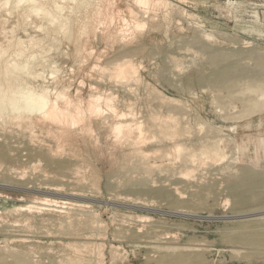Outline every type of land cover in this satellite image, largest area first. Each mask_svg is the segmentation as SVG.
I'll use <instances>...</instances> for the list:
<instances>
[{"label": "rangeland", "instance_id": "1", "mask_svg": "<svg viewBox=\"0 0 264 264\" xmlns=\"http://www.w3.org/2000/svg\"><path fill=\"white\" fill-rule=\"evenodd\" d=\"M80 1L64 0L60 13L53 7L45 17L25 1L0 0V91L46 87L82 101L101 94L106 113L86 114L63 131L33 118L27 130L28 119L0 114V264H264V0H162L155 9L109 0L113 12L133 20L132 10L144 23L124 35L117 17L95 16L105 0ZM129 58L137 77L114 81L110 67ZM107 97L124 119H108ZM30 99L24 91L1 104ZM123 121L136 130L120 136L111 129ZM208 147L219 157L207 155Z\"/></svg>", "mask_w": 264, "mask_h": 264}, {"label": "bare ground", "instance_id": "2", "mask_svg": "<svg viewBox=\"0 0 264 264\" xmlns=\"http://www.w3.org/2000/svg\"><path fill=\"white\" fill-rule=\"evenodd\" d=\"M19 2H21V1H25L26 2V8L25 9H27L28 11H30V12H42V14L45 16V17H48V16H53L52 14H53V11H51V10H54V8L56 9V11L58 12V13H60V10L62 9V5H60L61 3L60 2H62V1H64V0H47L46 2H41L40 0H18ZM43 1V0H42ZM66 1V0H65ZM128 1V0H127ZM184 1V0H183ZM8 2V1H7ZM96 2V1H95ZM101 2H103V1H101ZM119 1H117V3H118ZM161 2H163L162 0H135V3H137L138 5V7H144V8H148V6H150L151 8H152V6H153V8H154V6L155 5H157V4H160ZM178 2H180L179 0H178ZM186 2V1H185ZM22 3V2H21ZM60 3V4H59ZM90 3V0H81L80 2H79V4L82 6V5H87V4H89ZM134 3V4H135ZM164 3V2H163ZM184 3V2H183ZM100 4V3H99ZM126 4V3H125ZM133 4V5H134ZM168 4V3H167ZM192 4V3H191ZM195 4V3H194ZM101 5V4H100ZM165 5V4H164ZM171 5V4H170ZM74 6V5H73ZM110 6H112L111 5V2L109 1V0H105V2H104V5L103 6H97L96 7V9H95V14H93V13H91V14H93V15H95V16H99V18H101L102 17V19H104V21H108V23H111V22H113V20H114V18H116V19H118L117 20V23L119 24V35H124V30H128V29H132V27L133 28H139V27H142L143 26V22H140V21H138L136 18H135V14L133 13V11L132 10H130V14L132 15V18H133V20H128V19H126L125 17H123L124 16V14H123V16L122 15H120V13H119V9L116 11V12H113L112 10H111V8H110ZM161 7H162V4L160 5ZM167 6V5H166ZM172 6V5H171ZM54 7V8H53ZM69 7H71V6H69ZM157 7V6H156ZM65 8V7H64ZM63 8V9H64ZM113 8V7H112ZM150 8V9H151ZM157 8H159L160 9V7H157ZM164 8V7H163ZM167 8V7H166ZM173 8V7H172ZM171 7H170V9H172ZM127 9V8H126ZM155 9V8H154ZM169 9V8H168ZM164 10V9H163ZM55 11V10H54ZM126 11V10H125ZM139 11V10H138ZM141 11V10H140ZM166 11V10H165ZM168 11V10H167ZM184 11V10H183ZM144 12V11H143ZM154 12V11H153ZM159 12V11H158ZM157 12V13H158ZM162 12V11H161ZM171 12V11H170ZM63 13V12H62ZM61 13V14H62ZM144 13H146V11L144 12ZM148 13V12H147ZM150 13V12H149ZM166 13H169V11L168 12H166ZM165 13V15H169V14H166ZM122 14V13H121ZM153 14V13H152ZM182 14V13H181ZM32 15V14H31ZM35 15H37L38 16V14H33V16H35ZM67 15V14H66ZM65 15V16H66ZM136 15H137V13H136ZM140 15V14H139ZM138 15V16H139ZM144 15V14H143ZM153 15H155V14H153ZM152 15V16H153ZM165 15H163V16H165ZM64 16V17H65ZM69 16V15H68ZM94 16V17H95ZM140 16H142V15H140ZM151 16V17H152ZM157 16V15H156ZM60 16L58 15L57 16V18H59ZM137 17V16H136ZM151 17H150V20L149 21H151ZM158 17V16H157ZM166 17H168V16H166ZM170 17H171V15H170ZM188 17V16H187ZM38 18H40V17H38ZM90 18H92L91 16H90ZM154 18V17H153ZM162 18V17H161ZM189 18H190V16H189ZM13 19V18H12ZM28 19V18H27ZM35 19H37V18H35ZM52 19H53V17H52ZM94 19V18H93ZM146 19V18H145ZM156 19V18H155ZM162 19H165V18H162ZM170 19V18H169ZM51 20V19H50ZM60 20V19H59ZM62 20V19H61ZM64 20H65V18H64ZM140 20V19H139ZM153 20V19H152ZM167 20V19H166ZM29 21V20H28ZM35 21V20H34ZM88 21H90V20H88ZM98 21V20H97ZM103 21V22H104ZM146 21V20H145ZM148 21V22H149ZM155 21V20H154ZM165 21V20H164ZM11 22V21H10ZM9 22V23H10ZM14 23H15V21H13ZM13 22H12V25L13 26H15L14 24H13ZM36 22V21H35ZM52 22H53V20H52ZM56 22V21H55ZM54 22V23H55ZM62 22V21H61ZM102 22V21H101ZM102 22V23H103ZM115 22H116V20H115ZM153 22V21H152ZM31 23V22H30ZM33 23V22H32ZM65 23V22H64ZM82 23V22H81ZM98 23H99V21H98ZM169 23V22H168ZM78 24V23H77ZM87 24V23H86ZM91 24H93V23H91ZM100 24V23H99ZM115 24V23H114ZM149 24V23H148ZM147 24V25H148ZM10 25H11V23H10ZM26 25H27V23H26ZM48 25H49V23H48ZM95 25V24H94ZM40 26V25H39ZM84 27H85V25H83ZM83 26L81 27V30L83 29ZM87 26H89V25H87ZM146 26V25H145ZM168 26V25H167ZM12 27V26H11ZM50 27H51V25H50ZM65 27V26H64ZM67 27V26H66ZM96 27H97V25H96ZM98 27H100V25L98 26ZM106 27V26H105ZM9 28V27H8ZM34 28V27H33ZM32 28V29H33ZM86 28V27H85ZM84 28V29H85ZM108 28V27H107ZM117 28V27H116ZM12 29V28H11ZM83 29V30H84ZM99 29V28H98ZM115 29V28H114ZM140 29V28H139ZM22 30H23V28H22ZM29 30V29H28ZM38 30H39V28H38ZM37 30V31H38ZM61 30H64V29H60L59 31L61 32ZM68 30V29H67ZM95 30H96V28H95ZM94 30V32H96ZM100 30V29H99ZM109 30V29H108ZM117 29H116V31H118ZM138 30V29H137ZM14 31H15V29H14ZM36 31V30H35ZM41 31V30H40ZM66 31V30H65ZM64 31V32H65ZM98 31V30H97ZM110 31V30H109ZM116 31H115V33H116ZM133 31V30H132ZM144 31V30H143ZM147 31V30H146ZM145 31V32H146ZM151 31V30H150ZM21 32V31H20ZM57 32V31H56ZM84 32V31H83ZM99 32H101V31H99ZM105 32V31H104ZM129 32H130V30H129ZM138 33H139V30L137 31ZM163 32V31H162ZM39 33V32H38ZM82 33V32H81ZM131 33V32H130ZM135 33V32H134ZM143 33V32H142ZM35 34H37V32L35 33ZM60 34V36H61V33H59ZM97 34V33H96ZM140 34V33H139ZM30 35H32V34H30ZM63 35H64V33H63ZM81 35V34H80ZM83 35V34H82ZM81 35V36H82ZM105 35V34H104ZM128 35V34H127ZM127 35H125V36H127ZM132 35V34H131ZM130 35V36H131ZM22 36V35H21ZM39 36V35H38ZM80 36V37H81ZM94 36V35H93ZM116 36V35H115ZM133 36V35H132ZM30 37V36H29ZM33 37V36H32ZM40 37V36H39ZM61 37H63V36H61ZM79 37V38H80ZM113 37V36H112ZM129 37V36H128ZM28 38V37H27ZM31 38V37H30ZM44 38V37H43ZM59 38V37H58ZM78 38V39H79ZM94 38H96V37H94ZM93 38V39H94ZM99 38H100V36H99ZM98 38V39H99ZM116 38V37H115ZM118 38H120V36L118 37ZM124 38V37H123ZM126 38V37H125ZM130 38H132V37H130ZM35 39V38H34ZM53 39V38H52ZM77 39V40H78ZM122 39V38H121ZM128 39V38H127ZM44 40H45V38H44ZM62 40V39H61ZM132 40V39H131ZM53 41V40H52ZM120 41V40H119ZM127 41H130V40H127ZM134 41V40H133ZM207 41H209V40H207ZM55 42V41H54ZM94 42H95V40H94ZM126 42V41H125ZM57 43V42H56ZM121 43V42H120ZM243 43V42H242ZM191 44V43H190ZM247 44V43H246ZM51 45L53 46V44L51 43ZM26 46V45H25ZM122 46H123V44H122ZM248 46V45H247ZM247 46H245V47H247ZM24 47V46H23ZM49 47V46H48ZM47 47V48H48ZM51 47V46H50ZM50 47H49V49H50ZM244 47V48H245ZM142 50V49H141ZM186 50V49H185ZM51 51V50H50ZM187 51H191V50H187ZM39 52V51H38ZM48 52H49V50H48ZM47 52V53H48ZM34 53V52H33ZM45 53H46V51H45ZM45 53H44V56H46L45 55ZM51 53V52H50ZM49 53V54H50ZM186 53V52H185ZM192 53H194V52H192ZM76 54V53H75ZM186 54H189L188 52L186 53ZM191 54V53H190ZM203 54V53H202ZM201 54V55H202ZM35 55V54H34ZM42 55V54H41ZM78 55H80V53L78 54ZM192 55V54H191ZM227 55V54H226ZM30 56L31 55H29V58H30ZM128 56V55H127ZM193 56V55H192ZM213 56V55H212ZM211 56V57H212ZM245 56V55H244ZM130 57V56H129ZM29 58H27V61H28V59ZM74 58V57H73ZM79 58V57H78ZM50 59V58H49ZM77 59V58H76ZM75 59V60H76ZM132 59V58H131ZM250 59V58H249ZM31 60V59H30ZM56 60V59H55ZM63 60V59H62ZM73 60V63L75 62L74 61V59H72ZM79 60V59H78ZM133 60V59H132ZM80 61V60H79ZM68 62V61H67ZM28 63V62H27ZM43 63V62H42ZM72 63V64H73ZM78 63V62H77ZM173 63V62H172ZM220 63H223V62H220ZM44 64V63H43ZM75 64V63H74ZM138 64V63H137ZM174 64V63H173ZM172 64V65H173ZM51 65V64H50ZM49 65V66H50ZM63 65V64H62ZM81 65V64H80ZM112 65H114V63L112 64ZM9 66V65H8ZM66 66V65H65ZM76 66H78V65H76ZM94 66V65H93ZM109 66H111L110 64H109ZM25 66H21V67H18V66H16V68L19 70V71H21V70H23V68H24ZM72 67V66H71ZM96 67V66H95ZM140 67V66H139ZM26 68H27V66H26ZM55 68V67H54ZM97 68V67H96ZM105 68V67H104ZM110 68H112L111 69V76L112 77H114L113 78V80L115 81L116 79H118V80H122L123 81V84L126 82H130V81H132V80H135V77H137V75H136V73H137V69L134 67V65L131 63V61H130V58L128 59V60H124V61H122V62H118V63H115V65L114 66H111ZM72 69H73V67H72ZM98 69V68H97ZM37 70H39V69H37ZM51 70V69H50ZM73 70H75V69H73ZM95 70V69H94ZM102 70V69H101ZM172 70H174L175 71V69H172ZM178 70V69H177ZM64 71V70H63ZM107 71V70H106ZM105 71V72H106ZM52 72H54V71H52ZM51 72V73H52ZM176 72V71H175ZM5 73V72H4ZM14 73V71H8L7 72V74L9 75V78H8V82H12L13 80H15L16 79V76L13 74ZM16 73H17V70H16ZM50 73V74H51ZM72 73V72H71ZM70 73V74H71ZM74 73H75V71H74ZM104 73V72H103ZM20 74V73H19ZM73 74V73H72ZM100 74V73H99ZM107 74H109V73H107ZM41 75V74H40ZM53 75H55V74H53ZM63 74H61L60 76H62ZM30 76V75H29ZM44 76V78H46L45 77V74L43 75ZM52 76V75H51ZM56 76V75H55ZM88 76V75H87ZM99 76H101V75H99ZM53 77V76H52ZM51 77V78H52ZM107 77H109V76H107ZM31 78V77H30ZM43 78V77H42ZM101 78V77H100ZM139 78V77H138ZM49 79H50V77H49ZM93 79V78H92ZM108 79V78H107ZM106 79V80H107ZM142 79V78H141ZM44 80V79H43ZM111 81H112V79H110ZM49 81V80H48ZM99 81V80H98ZM117 81V80H116ZM138 82H139V80H137ZM21 82H24V81H21ZM32 82H34V81H32ZM45 82V81H44ZM78 82V81H77ZM80 82V81H79ZM83 82V81H82ZM102 82V81H101ZM109 82V81H108ZM128 82V83H129ZM136 82V81H135ZM50 83V82H49ZM68 83V82H67ZM81 83V82H80ZM111 83V82H110ZM120 84H121V81H120V83H119V87H120ZM122 84V85H123ZM131 84V83H130ZM136 83H134V85H135ZM138 84V83H137ZM27 85V84H26ZM37 85V84H36ZM70 85V84H69ZM43 86V85H42ZM45 86V85H44ZM48 86V85H47ZM50 86V85H49ZM81 86H82V84H81ZM123 86H125L126 87V84L125 85H123ZM123 86H121V87H123ZM28 87V86H27ZM57 87V86H56ZM124 87V88H125ZM81 88V87H80ZM90 88H91V86H90ZM94 88V87H93ZM129 88V87H128ZM79 89V88H78ZM88 89V88H87ZM56 90V89H55ZM75 90V89H74ZM77 90V89H76ZM90 90V89H89ZM103 90H104V88H103ZM109 90V89H108ZM131 90V89H130ZM132 90H133V88H132ZM132 90H131V92H132ZM136 90V89H135ZM24 91H26V93L31 97V99L29 100V101H27V102H25V103H23L22 105H14L12 102H11V105H9V106H3L2 104H1V99L2 98H6L7 96H11V95H16V94H22V93H24ZM153 91H154V89H153ZM64 92L65 91H54L53 90V92L51 91V90H49V89H46V87H45V89L43 88H41V89H39V90H34V89H31V88H21V87H19V86H17V87H15V88H13V87H9L6 91L4 90V91H0V114H2V113H11V114H14L16 117H19V119L20 118H23V119H28L29 121H27V123L29 122V126L27 127L28 129L27 130H29V127H30V124H31V120H32V118L34 119V121L36 122V124H39V125H37V126H55V127H57L58 129H59V131H63L62 129H64V127H66V126H68V125H74L75 123H78V125L79 124H83L84 122V118H86L85 116H86V114H88V115H90V116H95V114H97V115H99L100 114V112H101V106H100V102H101V100H102V96H100V95H90V96H88V99L86 100V101H82L81 99H78V100H73V99H71L69 96H66L65 94H64ZM74 92V91H73ZM78 92V91H77ZM96 93H98L97 91H95ZM75 93V92H74ZM107 93H108V91H107ZM107 93H104V94H107ZM129 93V92H128ZM192 93V92H191ZM110 94V93H109ZM135 94V93H134ZM116 95V94H115ZM114 95V96H115ZM151 95V94H150ZM159 95H161V94H158V96ZM105 96V95H104ZM109 96V95H108ZM156 96H157V93H156ZM163 97V96H162ZM161 97V98H162ZM74 98V97H73ZM110 98V97H109ZM112 98V97H111ZM135 98V97H134ZM134 98H133V100H134ZM76 99V98H75ZM107 99H108V97H107ZM107 99H104L103 100V103L105 104V105H103V106H105L106 107V105H107V107L108 106H110L111 105V103L110 104H108V102H109V100L110 99H108V101H107ZM164 99V98H163ZM165 99H167V98H165ZM105 101V102H104ZM113 101V100H112ZM114 101H115V98H114ZM135 101V100H134ZM174 101V100H173ZM111 102V101H110ZM102 103V104H103ZM117 103V102H116ZM122 103H124V101L122 102ZM130 103V102H129ZM135 103V102H134ZM118 104V103H117ZM161 104V103H160ZM178 104H179V102H178ZM115 105V104H114ZM120 105V104H119ZM124 105H126V103L124 104ZM131 105H132V102H131ZM174 105V104H173ZM182 105V104H181ZM123 106V105H122ZM148 106V105H147ZM161 106V105H160ZM175 106H177V105H175ZM184 106V105H183ZM111 107V106H110ZM109 107V108H110ZM120 107V106H119ZM150 107V106H149ZM155 107V106H154ZM178 107V106H177ZM182 107V106H181ZM116 108V107H115ZM127 108V107H126ZM129 108V107H128ZM127 108V109H128ZM130 108H131V106H130ZM133 108H134V106H133ZM112 109V107L109 109V110H111ZM149 109V108H148ZM165 109H166V107H165ZM188 109V108H187ZM139 110V109H138ZM147 110V109H146ZM154 110V109H153ZM160 110V109H159ZM158 110V111H159ZM179 110H181V109H179ZM112 113H111V115H110V117H109V115H108V119L110 118V119H113L114 117H116L117 119L119 118V120L120 119H124V117H125V115L126 114H124V113H118L116 110H114V108L112 109ZM120 111V110H119ZM127 111H129V110H127ZM134 111V110H133ZM137 111V110H136ZM140 111V110H139ZM188 111V110H187ZM157 112V111H156ZM165 112V111H164ZM175 112V111H174ZM102 114H103V111L101 112ZM130 113V112H129ZM129 113H127V115L129 114ZM132 114H134V113H132ZM185 114V113H184ZM104 115V117H105V115H106V113L105 114H103ZM154 115V114H153ZM168 115V114H167ZM172 115V114H171ZM171 115H169V116H171ZM177 115V114H176ZM12 116V115H11ZM100 116H101V114H100ZM144 116V115H143ZM149 116H151V115H149ZM166 116V115H165ZM182 116V115H181ZM159 117V116H158ZM157 117V118H158ZM13 118V117H12ZM100 118V117H99ZM131 118V116L129 117V118H127V119H130ZM140 118V117H139ZM175 118V117H174ZM183 118H185V117H183ZM18 119V118H17ZM97 119V118H96ZM103 119V118H102ZM105 119V118H104ZM137 119V118H136ZM15 120H16V118H15ZM100 120V119H99ZM113 120H115V119H113ZM126 120V119H125ZM158 120V119H157ZM157 120H156V122H157ZM159 120H161V119H159ZM23 121V120H22ZM25 121V120H24ZM117 121V120H116ZM128 121V120H127ZM134 121H137V120H134ZM139 121V120H138ZM141 121V120H140ZM139 121V122H140ZM154 121H155V119H154ZM164 121H165V119H164ZM163 121V122H164ZM173 121V120H172ZM14 122V121H13ZM12 122V123H13ZM15 122H17V121H15ZM19 122V121H18ZM17 122V124H19ZM26 122V121H25ZM107 122V121H106ZM132 122V121H131ZM171 122V120L170 121H168V123H170ZM21 123V122H20ZM34 123V122H33ZM32 123V124H33ZM100 123V122H99ZM101 123H103L104 125H106L104 122H101ZM112 123V122H111ZM189 123V122H188ZM3 124V123H2ZM1 124V125H2ZM35 124V125H36ZM133 124V123H132ZM164 124V123H163ZM108 125H110V123H108ZM108 125H107V127H108ZM113 125V124H112ZM141 125V124H140ZM161 125V124H160ZM167 125V124H166ZM20 126V125H19ZM32 126V125H31ZM130 126H131V124L130 123H126V122H115L114 123V125H113V127L111 128V129H114V131L115 132H117V133H119V135L121 134V132L125 129H131L130 128ZM3 127V126H2ZM32 127H34V126H32ZM96 127V126H95ZM137 128H138V132H139V134L141 135V134H143L142 133V130H141V128H140V126L138 125V126H136ZM160 127V126H159ZM164 127V126H163ZM35 128H37V127H35ZM49 128V127H48ZM190 128H192V127H190ZM7 129V128H6ZM16 130L18 129V128H15ZM32 129V128H31ZM30 129V130H31ZM77 129V128H76ZM110 129V128H109ZM132 129H135V128H132ZM131 129V130H132ZM163 129V128H162ZM177 129V128H176ZM189 129V128H188ZM33 130V129H32ZM79 130V129H78ZM78 130H76V131H78ZM136 130V129H135ZM160 130V129H159ZM1 131H2V129H1ZM18 131H19V129H18ZM25 131V130H24ZM133 131V130H132ZM164 131V130H163ZM167 131V130H166ZM173 131V130H172ZM178 131V130H177ZM7 132H9V131H7ZM23 132V131H22ZM21 132V133H22ZM27 132V131H26ZM26 132H24V133H26ZM29 132L30 131H28V134H29ZM32 132V131H31ZM35 132V131H34ZM92 132V131H91ZM127 132V131H126ZM134 132V131H133ZM160 132V131H159ZM218 131H216V133H217ZM42 133V132H41ZM77 133H79V131L77 132ZM130 133H131V131H130ZM174 133V132H173ZM32 134V133H31ZM93 134V133H92ZM101 134V133H100ZM33 136H34V138H36V135L35 134H32ZM45 135V134H44ZM106 135V134H105ZM111 135H113V134H111ZM145 135V134H144ZM178 135V134H177ZM188 135V134H187ZM209 135V134H208ZM33 136H31L32 138H33ZM121 136V135H120ZM120 136H118V137H120ZM130 136H131V134H130ZM146 136V135H145ZM28 137V136H27ZM44 137V136H43ZM49 137V136H48ZM52 137V136H51ZM104 137V136H103ZM115 137V136H114ZM191 137V136H190ZM45 138V137H44ZM95 138V137H94ZM101 138V137H100ZM137 138H141V136H139V137H137ZM187 138V137H186ZM96 139V138H95ZM94 139V140H95ZM142 139H143V137H142ZM142 139H140L142 142H143V140ZM163 139V138H162ZM166 139V138H165ZM168 139V138H167ZM181 139V138H180ZM189 139V138H188ZM205 139V138H204ZM27 140V139H26ZM32 140V139H31ZM31 140H30V145H31ZM59 140V139H58ZM115 140V139H114ZM116 140H118V139H116ZM115 140V141H116ZM152 140V139H151ZM150 140V141H151ZM171 140V139H170ZM173 140V139H172ZM32 141H34V139L32 140ZM36 141V140H35ZM38 141V140H37ZM137 141V140H136ZM148 141V140H147ZM169 141V140H168ZM178 141H179V139H178ZM212 141V140H211ZM222 141V140H221ZM120 142H121V140H120ZM138 142V141H137ZM140 142V141H139ZM141 142V143H142ZM171 142V141H170ZM38 143V142H37ZM148 143H150L149 141H148ZM166 143H167V141H166ZM174 143V142H173ZM188 143V142H187ZM219 143V142H218ZM40 144H42V143H40ZM138 144V143H137ZM147 144V143H146ZM141 145V144H140ZM142 145H143V143H142ZM171 145V144H170ZM176 145V144H175ZM180 145V144H179ZM218 145H220V144H218ZM34 146V145H33ZM45 146H47V145H45ZM184 146V145H183ZM48 147V146H47ZM176 147V146H175ZM211 147H213V145H211ZM216 147V146H215ZM215 147L214 148H210V147H208L207 148V155L209 154V156L211 157H219V155H218V150L217 149H215ZM60 148V147H59ZM181 148V147H180ZM219 148V147H218ZM190 149V148H189ZM55 150V149H54ZM57 150V149H56ZM61 150L62 149H60V152H61ZM183 150H185V149H183ZM182 150V151H183ZM204 151H205V149H203ZM59 151V150H58ZM58 151H56V153L58 152ZM157 152V151H156ZM198 152H203V151H201V150H199ZM140 153L142 154V156H143V158H146V157H149V155H150V153L148 154L147 152H144L143 150H140ZM179 152H177V154H178ZM187 152H186V150H185V153H183V154H186ZM189 153V152H188ZM194 154L195 153H197V152H193ZM66 154V153H65ZM153 154H155V153H153ZM191 154H192V151H191ZM190 154V155H191ZM193 154V155H194ZM205 154H206V152L205 153H203V155L205 156ZM222 154V153H221ZM52 155H53V153H52ZM156 155V154H155ZM157 155H158V152H157ZM193 155H191V156H193ZM223 155V154H222ZM222 155H220V156H222ZM173 156V155H172ZM176 156V155H175ZM200 156V155H199ZM202 157V158H205V157ZM39 157V156H38ZM151 157H152V155H151ZM166 157L167 158H169V155L167 156V154H166ZM225 157H227V156H225ZM58 158V157H57ZM61 158V157H60ZM176 158H177V156H176ZM199 158V157H198ZM200 158H201V156H200ZM199 158V159H200ZM206 159H207V156H206ZM209 159V158H208ZM223 159V158H222ZM42 160V159H41ZM147 160V159H146ZM192 160V159H191ZM201 160V159H200ZM205 160V159H204ZM175 162H177V159L176 160H174ZM209 161H210V159H209ZM213 161H215L214 159H213ZM212 161V162H213ZM141 162V161H140ZM139 162V163H140ZM211 162V163H212ZM217 162V161H216ZM138 163V164H139ZM166 163V162H165ZM204 163V162H203ZM222 163V162H221ZM145 164V163H144ZM194 164V163H193ZM202 164V163H201ZM36 165V164H35ZM39 165V164H38ZM171 165H172V163H171ZM203 165V164H202ZM202 165H200L201 167H202ZM210 165V164H209ZM137 166V165H136ZM142 166V165H141ZM192 166V165H191ZM199 166V167H200ZM204 166V165H203ZM208 166V165H207ZM149 167V166H148ZM151 167H154L153 165H151ZM217 166H215V168H216ZM161 168V167H160ZM225 167H223V169H224ZM139 169H140V167H139ZM144 169H146V168H144ZM158 169V168H157ZM226 169V168H225ZM224 169V170H225ZM132 170V169H131ZM137 170V169H136ZM149 170H150V168H149ZM152 170V169H151ZM150 170V171H151ZM197 170H198V168H197ZM24 171V170H23ZM191 171V170H190ZM194 171V170H193ZM130 172V171H129ZM188 172H189V170H188ZM12 173V172H11ZM15 173V172H14ZM18 173V172H17ZM20 173H23V172H21L20 171ZM28 173V172H27ZM42 173V172H41ZM81 173V172H80ZM157 173H158V170H157ZM161 173V172H160ZM143 174V173H142ZM163 174H164V172H163ZM188 174V173H187ZM190 174V173H189ZM192 174V173H191ZM219 174H221V173H219ZM25 173H23V175H22V177H24L25 178ZM152 175V174H151ZM160 175V174H159ZM223 175V174H222ZM21 176V175H20ZM76 176V175H75ZM182 176V175H181ZM225 176V175H224ZM46 177V176H45ZM44 177V178H45ZM178 177V176H177ZM184 177H189V176H184ZM207 177V176H206ZM235 177V176H234ZM13 178V177H12ZM24 178H21V180H23ZM48 178V177H47ZM147 178V177H146ZM150 178V177H149ZM162 178V177H161ZM166 178V177H165ZM168 178V177H167ZM19 179V178H18ZM43 180V179H42ZM62 180V179H61ZM152 180V179H151ZM63 181V180H62ZM166 181V180H165ZM169 181V180H168ZM167 181V182H168ZM118 182V181H117ZM151 182V181H150ZM166 183V182H165ZM199 183V182H198ZM153 184V183H152ZM36 185V184H35ZM155 185V184H154ZM219 186V185H218ZM3 187V186H2ZM39 187V186H38ZM44 188H46V187H44ZM74 188V187H73ZM172 188H173V186H172ZM49 189H51V188H49ZM60 189V188H59ZM64 189V188H63ZM16 190V189H15ZM54 190V189H53ZM55 190H57V189H55ZM61 191H62V189H60ZM81 191V190H80ZM178 191V190H177ZM81 194V193H80ZM178 194V193H177ZM183 196H181V198H182ZM72 198V197H71ZM122 198V197H121ZM121 198H119V199H121ZM74 199V198H73ZM123 200V199H122ZM125 200H128V199H126L125 198ZM48 201V200H47ZM78 201V200H77ZM54 202V201H53ZM136 202V201H135ZM55 203V202H54ZM88 203V202H87ZM90 203V202H89ZM138 203V202H137ZM150 203V202H149ZM227 203V202H226ZM36 204V203H35ZM63 204V203H62ZM141 204V203H140ZM43 205H45V203L43 204ZM51 205V204H50ZM49 205V206H50ZM72 205V204H71ZM142 205V204H141ZM145 205V204H144ZM150 205V204H149ZM224 204H222V206H223ZM48 206V205H47ZM55 206H57L56 204H55ZM54 206V207H55ZM74 206V205H73ZM27 207V206H26ZM30 207V206H29ZM57 207H59V206H57ZM81 207V206H80ZM32 207H30V209H31ZM33 208H34V206H33ZM60 208H61V206H60ZM63 208V207H62ZM69 208V207H68ZM78 208V207H77ZM19 209V208H18ZM27 209V208H26ZM26 209H23V210H26ZM35 209V208H34ZM71 209V208H70ZM14 210V209H13ZM17 210V209H16ZM16 210H14V212H16ZM27 210H29V209H27ZM38 210V209H37ZM47 210V209H46ZM72 210V209H71ZM80 210V209H79ZM20 211V210H19ZM18 211V212H19ZM21 211H22V209H21ZM31 211H32V209H31ZM31 211H29V212H31ZM34 211V210H33ZM49 211V210H48ZM81 211V210H80ZM183 211V210H182ZM6 212V211H5ZM28 212V213H29ZM34 212H36V211H34ZM54 212V211H53ZM58 212V211H57ZM63 212V211H62ZM61 212V213H62ZM83 212V211H82ZM254 213H255V211H254ZM259 213V212H258ZM6 214V213H5ZM8 214V213H7ZM41 213H39V215H40ZM261 214V213H260ZM13 215H15V214H13ZM69 215V214H68ZM252 214H243V215H241V216H243L244 218L246 217V216H251ZM255 215H257V214H255ZM241 216H240V218H241ZM214 217V216H213ZM239 217V216H238ZM242 217V218H243ZM93 218V217H92ZM96 218V217H95ZM223 218V217H222ZM230 218V217H229ZM237 218V217H236ZM243 218V219H244ZM248 218V217H247ZM254 218V217H253ZM257 218V217H256ZM256 218H254V219H256ZM68 219V218H67ZM79 219V218H78ZM131 220V219H130ZM138 220V219H137ZM140 220V219H139ZM146 220V219H145ZM247 220H249V219H247ZM250 220H253V219H250ZM29 221V220H28ZM68 221V220H67ZM69 221H71V220H69ZM220 221V220H219ZM4 222V221H3ZM72 222V221H71ZM141 222V221H140ZM148 222V221H147ZM225 222V221H224ZM227 222V221H226ZM229 222V221H228ZM230 222H233V221H230ZM229 222V223H230ZM48 223V222H47ZM24 224H26V223H24ZM45 224V223H44ZM43 223H42V225H44ZM69 224V223H68ZM94 224V223H93ZM5 225V224H4ZM21 225H23V224H21ZM39 225V224H38ZM46 225V224H45ZM57 225H58V223H57ZM67 225V224H66ZM78 225V224H77ZM80 225H81V223H80ZM233 225V224H232ZM13 226V225H12ZM17 225L15 224V227H16ZM26 226V225H25ZM51 226V225H50ZM68 226V225H67ZM94 226V225H93ZM93 226H92V228H93ZM99 226V225H98ZM101 226H103V225H100V227ZM122 226V225H121ZM124 226V225H123ZM21 227V226H20ZM24 227V226H23ZM14 228V227H13ZM28 228V227H27ZM59 227L57 226V229H58ZM61 228H62V226H61ZM97 228V227H96ZM130 228V227H129ZM143 228V227H142ZM29 229V228H28ZM27 229V230H28ZM31 230V229H30ZM54 230V229H53ZM59 230V229H58ZM61 230V229H60ZM137 230V229H136ZM139 230H141L140 228H139ZM68 231H69V229H68ZM8 232V231H7ZM136 232H138V231H136ZM29 234H31L30 232H29ZM32 235V234H31ZM126 235V234H125ZM46 236V235H45ZM10 237V236H9ZM47 237H48V235H47ZM117 238V237H116ZM145 238V237H144ZM118 239V238H117ZM143 242V241H142ZM97 244V243H96ZM25 246V245H24ZM80 246V245H79ZM83 246V245H82ZM87 247H89V246H87ZM30 248V247H29ZM78 248V247H77ZM83 248V247H82ZM86 248V247H85ZM109 248V247H108ZM110 248H112L111 246H110ZM117 248V247H116ZM115 248V249H116ZM16 249V248H15ZM14 249V250H15ZM66 249H67V247H66ZM70 248H68V250H69ZM73 249V248H72ZM113 249V248H112ZM7 250V249H6ZM35 250V249H34ZM82 250V249H81ZM85 250V249H84ZM84 250H82V252L84 251ZM100 250V249H99ZM29 251V250H28ZM13 252V251H12ZM75 252V251H74ZM78 252V251H77ZM86 252V251H85ZM5 253V252H4ZM31 253V252H30ZM95 253H97V252H95ZM92 254V253H91ZM91 254H88V255H91ZM99 254V253H98ZM9 255H11V254H9ZM17 255V254H16ZM112 255V254H111ZM115 255V254H114ZM7 256V255H6ZM24 256V255H23ZM33 256V255H32ZM9 257V256H8ZM31 257V256H30ZM38 257V256H37ZM74 257V256H73ZM82 257V256H81ZM96 257V256H95ZM99 257H100V255H99ZM22 258V257H21ZM97 259V258H96ZM99 260H101V259H104V258H98ZM15 260V259H14ZM22 260V259H21ZM66 261H68L67 259H65ZM82 261V260H81ZM80 261V262H81ZM1 262V261H0ZM16 262V261H15ZM76 262V261H75ZM79 262V261H78ZM101 262V261H100ZM7 264H8V262H7ZM72 264V263H71ZM74 264H78V263H74ZM82 264V263H81ZM100 264V263H99Z\"/></svg>", "mask_w": 264, "mask_h": 264}]
</instances>
